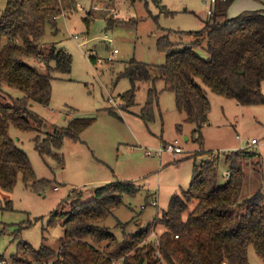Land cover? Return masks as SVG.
I'll use <instances>...</instances> for the list:
<instances>
[{"label": "rangeland", "instance_id": "rangeland-1", "mask_svg": "<svg viewBox=\"0 0 264 264\" xmlns=\"http://www.w3.org/2000/svg\"><path fill=\"white\" fill-rule=\"evenodd\" d=\"M209 2L74 0V7L55 16L56 27L46 26L39 47L45 50L46 45L54 43L57 49L70 54L71 67L69 73H51L48 105L32 103L31 109L43 118L34 122V131L8 128L41 181L33 189L18 174L11 191L0 188V255L4 262L11 260L18 244L23 242L35 249L44 244L54 251L49 259L56 257L65 225L54 216V211L59 204L64 209L69 207L67 195L72 190L88 199L92 189L116 179L133 181L137 193L124 194L123 204L112 209L100 225L122 239L154 223L148 237L153 243L165 229L158 218L167 210L169 199L188 188L193 166L198 168L206 159H217L219 180L223 183L228 175L224 164L227 155L238 150L254 152L252 157L244 159L246 176L241 198L251 196L258 189L264 193V103L239 105L231 98L212 93L197 80L211 105L208 123L201 129L200 148L193 140L194 125L184 122V113L176 109L174 94L164 89L162 80L155 81L158 95L153 100V120L148 123L138 113L148 99L151 81H135L133 104L121 98L130 88V80L121 75L125 62L134 57L150 67L164 63L165 52L157 44L164 35L176 43V49L190 45L194 39L185 32L204 26ZM4 4L5 0H0V13ZM90 10L93 13L89 19ZM227 10L230 18L245 10L264 11V0H234ZM197 52L203 59L209 58L203 48ZM44 56L29 59L40 73L46 69ZM90 56L95 57L94 63ZM3 90L13 97L22 94L7 86ZM261 92L264 95V81ZM76 117L94 119L76 138L64 137L58 150L52 148L59 153L61 162L52 155L41 156L33 140L45 145V139L56 127H64ZM178 124L181 131L176 130ZM174 138L182 148L181 153L145 155L146 150H154L166 142L161 139ZM252 139L255 143H251ZM43 179L51 180L45 189ZM193 205L190 202L188 206L191 209ZM91 244L103 250V244ZM247 253L249 264H264L252 246ZM122 261L119 257L114 263Z\"/></svg>", "mask_w": 264, "mask_h": 264}, {"label": "trees", "instance_id": "trees-1", "mask_svg": "<svg viewBox=\"0 0 264 264\" xmlns=\"http://www.w3.org/2000/svg\"><path fill=\"white\" fill-rule=\"evenodd\" d=\"M233 1L215 0L204 26L185 32L194 39L190 45L176 49V43L168 35L160 38L157 44L165 52L164 63L150 67L131 57L121 73L130 80V88L121 95L126 103H134L136 80L151 81L148 99L138 113L145 123L153 120V100L158 95L155 81L162 80L164 89L173 92L176 109L184 113V122L194 125L193 140L200 148L201 129L208 123L211 105L197 80L212 93L231 98L239 105L264 103L261 92L264 11L245 10L230 18L227 9ZM74 5V0H5L0 13V188L3 190H12L18 174L33 189L41 181L8 128L34 131V122L43 118L31 109L32 103L48 105L51 73L70 72V54L57 49L54 43L41 50L39 40L47 25L56 27L55 16ZM92 13L90 10L89 19ZM201 48L207 51L208 59L198 54ZM42 56L45 73L29 63V59ZM90 60L96 61L94 56ZM4 86L19 90L21 96H11L3 90ZM93 119L72 118L66 126L56 127L45 139V145L34 139V148L41 156H54L59 163L61 157L52 148L58 150L64 137L76 138ZM176 130L181 131L180 124ZM254 154L238 150L227 155L224 164L228 175L223 183L219 180L217 159H206L198 168L194 165L188 188L180 195L174 194L167 210L158 218L165 229L154 243L148 239L154 223L122 239L100 225L112 209L123 204L124 194L134 196L138 191L133 181L116 179L92 189L88 199L72 190L67 195L69 207L64 209L59 204L54 216L63 220L65 227L54 259H49L54 251L48 246L42 244L35 249L23 242L4 264H113L119 257L123 258L121 264H161L156 251L165 264H249V246L264 263V193L258 189L241 198L246 176L244 159ZM43 180L45 189L51 180ZM190 202H194L191 209ZM88 239L93 244H103V250L85 241Z\"/></svg>", "mask_w": 264, "mask_h": 264}, {"label": "built area", "instance_id": "built-area-1", "mask_svg": "<svg viewBox=\"0 0 264 264\" xmlns=\"http://www.w3.org/2000/svg\"><path fill=\"white\" fill-rule=\"evenodd\" d=\"M214 3H215V0H210L209 9H208V12H207L208 15L211 14ZM114 52H116V50H114ZM251 143H255V140L254 139L251 140ZM163 152H169V153L175 155L177 153H181L182 152V148L177 144V140H174V141H171V142L161 143L154 150H150V149L146 150L145 151V155H147V156H154V155L160 156ZM155 254L161 260V264H165V262L162 260V257L160 256L159 252L156 251ZM4 263L5 262L3 260L0 261V264H4Z\"/></svg>", "mask_w": 264, "mask_h": 264}, {"label": "crops", "instance_id": "crops-1", "mask_svg": "<svg viewBox=\"0 0 264 264\" xmlns=\"http://www.w3.org/2000/svg\"><path fill=\"white\" fill-rule=\"evenodd\" d=\"M227 12H228V10H227ZM227 15H228V13H227ZM229 17V16H228ZM263 83V82H262ZM185 139H187V137H185ZM174 140H176L175 138H174ZM174 140H172V141H174ZM253 140V139H252ZM171 142V141H167V140H165V139H161V142Z\"/></svg>", "mask_w": 264, "mask_h": 264}]
</instances>
